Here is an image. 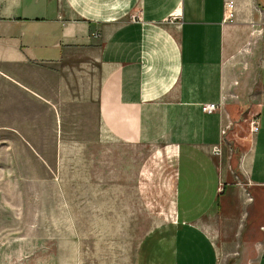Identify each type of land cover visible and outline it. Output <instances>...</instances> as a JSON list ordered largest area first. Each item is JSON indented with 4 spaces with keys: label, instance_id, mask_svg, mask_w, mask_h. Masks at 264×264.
<instances>
[{
    "label": "crops",
    "instance_id": "1",
    "mask_svg": "<svg viewBox=\"0 0 264 264\" xmlns=\"http://www.w3.org/2000/svg\"><path fill=\"white\" fill-rule=\"evenodd\" d=\"M228 1L0 0L1 144L36 160L60 158L40 144L109 139L171 151L172 217L140 264H219L217 237L234 264H264V64L252 94L251 71L227 58ZM89 62L97 86L83 68V90ZM251 105L257 130L224 143L222 126Z\"/></svg>",
    "mask_w": 264,
    "mask_h": 264
},
{
    "label": "rangeland",
    "instance_id": "2",
    "mask_svg": "<svg viewBox=\"0 0 264 264\" xmlns=\"http://www.w3.org/2000/svg\"><path fill=\"white\" fill-rule=\"evenodd\" d=\"M231 1L227 58L251 71L254 94L264 64V0ZM83 68L95 88L96 63ZM81 73L73 83L84 90ZM254 107L226 130L224 143L228 130L236 140L252 135ZM1 143L0 264H140L144 238L172 217L171 151L164 145L109 139L71 152L68 145L40 144L41 155L60 158L36 160L20 145ZM218 239L219 264H234L236 248Z\"/></svg>",
    "mask_w": 264,
    "mask_h": 264
},
{
    "label": "built area",
    "instance_id": "3",
    "mask_svg": "<svg viewBox=\"0 0 264 264\" xmlns=\"http://www.w3.org/2000/svg\"><path fill=\"white\" fill-rule=\"evenodd\" d=\"M228 5H230L232 3V1H228L227 2ZM135 17H137L136 14H132L131 15V18L134 19ZM94 35H98V33H94ZM220 106V103H217V102H204L201 104V109L203 111H206V112H213L215 110H217ZM248 111H250V108L248 109ZM256 115V116H255ZM250 133L253 134L256 130H257V127H258V119H257V113L255 111V114L253 116H251L250 118ZM233 121L231 120H227V122L222 126L221 128V133H222V141L224 142V138H225V134H226V130L229 129V127H231ZM212 151L216 154H218L220 152V146L218 144H215L212 146Z\"/></svg>",
    "mask_w": 264,
    "mask_h": 264
}]
</instances>
